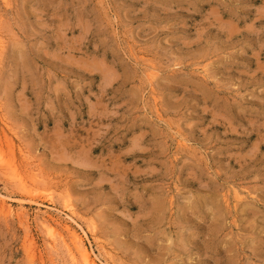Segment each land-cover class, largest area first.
Here are the masks:
<instances>
[{"label": "rangeland", "instance_id": "1", "mask_svg": "<svg viewBox=\"0 0 264 264\" xmlns=\"http://www.w3.org/2000/svg\"><path fill=\"white\" fill-rule=\"evenodd\" d=\"M0 193V264H264V0H0Z\"/></svg>", "mask_w": 264, "mask_h": 264}, {"label": "bare ground", "instance_id": "2", "mask_svg": "<svg viewBox=\"0 0 264 264\" xmlns=\"http://www.w3.org/2000/svg\"><path fill=\"white\" fill-rule=\"evenodd\" d=\"M16 175L17 174H15V177H17ZM18 181L21 183L22 180L19 179ZM22 183L20 186L24 185V181H22ZM4 197L6 196L0 193V212L6 215L10 212V209L8 202L4 199ZM52 218L50 216L44 217L42 215L40 220L42 221L45 229H47L52 245H55L57 242H59L65 247L71 264H106L92 250L87 248L84 243L83 236L79 234L71 225H59V223H57L56 220ZM68 218L71 222L78 225L71 216H68ZM82 232L85 234L84 230H82Z\"/></svg>", "mask_w": 264, "mask_h": 264}]
</instances>
